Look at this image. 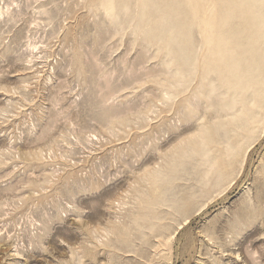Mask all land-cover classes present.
Masks as SVG:
<instances>
[{
	"label": "rangeland",
	"instance_id": "1",
	"mask_svg": "<svg viewBox=\"0 0 264 264\" xmlns=\"http://www.w3.org/2000/svg\"><path fill=\"white\" fill-rule=\"evenodd\" d=\"M111 1L0 0V264H264V92L228 132L264 27L211 59L250 12Z\"/></svg>",
	"mask_w": 264,
	"mask_h": 264
},
{
	"label": "bare ground",
	"instance_id": "2",
	"mask_svg": "<svg viewBox=\"0 0 264 264\" xmlns=\"http://www.w3.org/2000/svg\"><path fill=\"white\" fill-rule=\"evenodd\" d=\"M101 1V0H100ZM164 1V0H163ZM166 1H168V0H166ZM178 2H179V0H177ZM212 1V0H211ZM216 1V0H215ZM223 1H225L226 2V4L224 5V6H222V7H220V8H222L221 9V12H222V16H223V20L219 17V16H216V17H219L220 19H221V21H227V22H225V23H227L228 25H229V20L228 19H230L231 17H233V16H237V17H239L240 15H241V18H244V17H242V14H244V16H245V14L246 13H248V12H250L249 14H252V15H249V17H248V19H242V20H244V21H242V20H240V21H236L235 19H237V18H235V19H233V21H236V23L237 24H234V25H231V23H230V25H229V27H227V28H225V25L226 24H223V25H220V27H223V28H225L226 30H220V29H222V28H220V29H216L215 31H218V32H215V33H213V32H210L212 35H214L213 37H211L210 39H205L204 38V40H206V42H204L205 43V45H206V47L205 48H207V46L208 47H210V46H212V48L214 49V51H212V54H213V52H221V53H226V51L225 50H223V49H227L226 48V46L228 45V43H230V42H233L234 41V43H235V46H237V45H244L245 44V42L246 43H248V41L249 40H251V39H253V36H251V35H249L248 33H246V34H248V35H246L245 37H242L243 35H242V33H244L245 34V32L248 30L246 27H247V24H248V26L249 27H251V28H254L256 31H255V34L254 33H252L253 35H254V39L253 40H257V38H260L261 37V33H259V30H260V28L261 27H264V26H262L263 25V23H264V7H263V10L261 9V7H262V0H221V2H222V4L221 3H219L218 5H223ZM113 4H112V3ZM211 3V2H210ZM264 3V2H263ZM99 4H102V3H99ZM103 6H104V8H105V10H106V13L109 15V16H113V9H115L114 7H113V5H114V2L113 1H111V0H104V3L102 4ZM164 5V4H163ZM166 5V4H165ZM176 5H177V3H176ZM103 6H102V8H103ZM216 6V5H215ZM212 7H213V5L211 4V6H210V8L208 9V13L210 12V10L212 11ZM180 8V7H179ZM178 9V8H177ZM176 9V11H177V13L176 14H180L179 13V10H177ZM215 9H219V8H216L215 7ZM175 12V11H174ZM221 12H220V14H221ZM175 14V15H176ZM205 14V13H204ZM207 14V13H206ZM211 14V13H210ZM213 14V13H212ZM182 15V14H181ZM219 15V14H218ZM115 16V15H114ZM114 16L112 17V18H114ZM205 16V15H204ZM203 15H202V17H204ZM210 16V15H209ZM171 17V16H170ZM206 18H207V15H206ZM205 18V19H206ZM178 19V18H177ZM219 19V20H220ZM232 19V18H231ZM239 19V18H238ZM260 19V20H259ZM171 20V19H170ZM169 20V21H170ZM175 20V19H174ZM179 20V19H178ZM177 20V21H178ZM199 20H201V18L199 19ZM208 22L210 21L209 20V18H207L206 19ZM206 21V23H208ZM246 21V22H245ZM260 21V22H259ZM168 22V21H167ZM204 22V21H203ZM217 22H218V20H217ZM232 22V21H231ZM206 23H205V25H206ZM223 23V22H222ZM232 23H234V22H232ZM247 23V24H246ZM199 24H200V22H199ZM220 24V23H219ZM218 24V25H219ZM165 25H167L168 26V24L167 23H165ZM177 25V24H176ZM200 25H202V24H200ZM204 25V24H203ZM202 25V26H203ZM217 25V26H218ZM205 27V26H204ZM206 28V27H205ZM204 28V29H205ZM203 29V28H202ZM201 29V30H202ZM250 30V29H249ZM203 31V30H202ZM211 31V30H210ZM205 32V31H204ZM203 32V33H204ZM262 32H264V31H262ZM207 35V33H205V36ZM207 38V37H206ZM204 43H203V46H205L204 45ZM250 43V42H249ZM230 45V44H229ZM228 45V46H229ZM246 45V44H245ZM262 45V44H261ZM248 47H249V45H247ZM244 47V46H243ZM263 47V46H262ZM185 48V47H184ZM204 48V47H203ZM231 48V47H230ZM210 50H211V48H209ZM208 48H207V52L209 53V50ZM232 49V48H231ZM242 49V48H241ZM209 50V51H208ZM216 50V51H215ZM228 51H229V49H227ZM262 50V52H263V49H261ZM232 51V50H231ZM234 51V50H233ZM237 51H239V50H237ZM242 51V50H241ZM244 52V51H243ZM248 52H249V55H252L253 56V59H244V54L243 53H241V54H243V55H241L240 56V58L243 56V60H241V61H243V62H245V63H254V64H251V65H253V66H251L250 67V65L248 66V68H247V72H249L248 74L249 75H253L254 74V72H256L257 71V69H258V71H259V68L260 67H257L256 65L258 64V59L256 58V54H253L254 52H252V50H250V48H249V50H248ZM215 53L213 54V56H211V59H212V57H214V56H216L215 55ZM228 54H231V53H229L228 52ZM247 53H245V55H246ZM220 55V54H219ZM208 56V55H207ZM225 56H228L227 55V53L225 54ZM225 56H223V57H225ZM231 57L233 56V54L232 55H230ZM258 56V55H257ZM218 57V56H217ZM222 57V58H223ZM234 57V56H233ZM251 57V56H250ZM221 58V57H220ZM246 58H248V56L246 57ZM210 59V58H209ZM211 59L209 60L210 62L209 63H211L212 61H211ZM235 59H238V57H236L235 56ZM234 59V60H235ZM232 60V59H231ZM228 61L225 65H223V69H228L229 67H231V66H233V65H236V63H237V65L239 64V61ZM240 60V59H239ZM222 61H225V58H223V60ZM252 61V62H251ZM214 62V61H213ZM217 62V61H216ZM215 62V63H216ZM221 62V60L220 61H218L217 62V64L218 63H220ZM221 64V63H220ZM239 65H241V63L239 64ZM246 65V64H245ZM243 66L244 68L246 67V66ZM238 67H240V66H238ZM209 68V67H208ZM213 68L215 69H213V71H215L216 72V70L218 69L217 67V69L215 68V66H213ZM241 68V67H240ZM207 69V68H206ZM242 70H244V69H242ZM262 71H260L261 73L259 74L258 72L256 73V75L255 76H253V77H251V76H249L248 77V79H250V77H251V79L250 80H248V81H242V76H241V79H239V76H237V75H235L234 74V76H231L232 77V79L231 80H236V82H237V84H236V86L237 87H239V85H240V87L238 88V91L239 92H241L243 89H246V90H248V92H247V94H246V97L243 99V101H242V106H241V108L240 109H235V111H233V112H231L232 113V115H228V116H230L231 118H232V123H233V127L232 128H230L229 130H228V132H229V135H234L235 137H238V136H240V132L244 129V128H248V130H249V132L250 131H252L253 130V128H255L254 126L253 127H251V126H249V124H251V123H254L255 124V122H256V119H258V116H259V112H258V108H260V106L262 105V103L259 101L261 98H262V94H263V92H264V67H262V69H261ZM207 71H208V69H207ZM219 71V69L217 70V72ZM223 71H225V70H223ZM222 71V72H223ZM221 72V73H222ZM227 72H229L228 70L225 72V73H227ZM209 73V72H208ZM211 73V72H210ZM213 74V73H212ZM217 75L219 74V73H216ZM204 75H205V73H204ZM209 75V74H208ZM211 75V74H210ZM215 74H213V76H214ZM215 77H216V75H215ZM214 77V78H215ZM207 80L210 82L211 80H209V78L207 77ZM213 82H214V80H212ZM216 81V80H215ZM216 85V84H215ZM208 86H209V84H208ZM220 87V85L218 86V88ZM217 87H216V89H218ZM239 92H233L232 93V96L230 95L229 97H231V100L230 99H228V100H230L228 103H227V105L225 106V113L226 114H230V112L228 111L231 107H232V104H233V102H235L236 100H237V97H238V94H239ZM210 94V92H208V94H207V96ZM262 107V106H261ZM254 108V109H253ZM260 111V110H259ZM225 114V115H226ZM243 137V136H242ZM232 138V136H230V137H228V140L229 139H231ZM236 144V143H235ZM238 145V144H237ZM229 150H231V153H233V154H238V151L236 150V146L234 145V146H232V147H230V148H228ZM206 152H208V151H206ZM205 153V152H204ZM218 175V174H217ZM217 175H216V177H217Z\"/></svg>",
	"mask_w": 264,
	"mask_h": 264
}]
</instances>
